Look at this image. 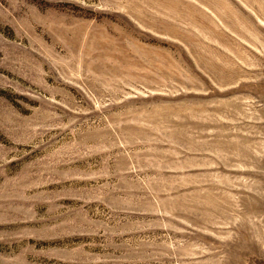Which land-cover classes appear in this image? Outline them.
Instances as JSON below:
<instances>
[{"label":"rangeland","instance_id":"1","mask_svg":"<svg viewBox=\"0 0 264 264\" xmlns=\"http://www.w3.org/2000/svg\"><path fill=\"white\" fill-rule=\"evenodd\" d=\"M0 264H264V0H0Z\"/></svg>","mask_w":264,"mask_h":264}]
</instances>
